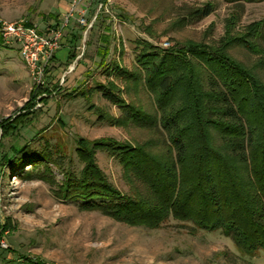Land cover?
<instances>
[{
  "label": "rangeland",
  "instance_id": "rangeland-1",
  "mask_svg": "<svg viewBox=\"0 0 264 264\" xmlns=\"http://www.w3.org/2000/svg\"><path fill=\"white\" fill-rule=\"evenodd\" d=\"M209 3L214 6L210 16L201 20L188 16ZM61 11L57 0H0V25L25 20L43 27L59 22L57 13ZM232 14L237 19L231 27L238 36L244 35L248 26L263 23L260 44L264 48V1L238 6L225 0H111L108 12L99 16L87 36L83 58L68 65L69 47L61 48L40 87L22 60L19 44L0 42V125L7 119L9 124L20 119L33 89L40 92L46 87L52 92L56 85L61 88L56 94L42 93L40 97H49L38 103L36 108L41 111L33 121L24 120L25 128L18 135L2 138L0 230L7 220L12 228L0 233L8 244V249L0 251V264H23L26 259L43 264H264V251H241L221 231L200 230L173 218L150 230L82 210L79 203L55 196L57 186L38 177L22 179L32 167L13 162V149L28 145L38 153L50 149L63 170L79 174L82 164L75 149L80 138L132 145L157 140L156 134L144 128L112 125L109 118L120 117V109L93 89L113 82L122 90L120 96L128 100L123 81L108 76L114 64L132 70L146 44L164 50L188 42L218 43ZM82 36L77 38L76 55L82 51ZM232 55L246 66L257 64L255 54L241 47L234 48ZM78 89L93 91L71 98ZM139 96L141 104L151 108L149 95ZM2 131L0 128V139ZM96 160L108 180L122 194H129L131 186L123 177L120 162L104 151L97 153ZM50 168L60 185L63 171L53 165Z\"/></svg>",
  "mask_w": 264,
  "mask_h": 264
},
{
  "label": "trees",
  "instance_id": "trees-1",
  "mask_svg": "<svg viewBox=\"0 0 264 264\" xmlns=\"http://www.w3.org/2000/svg\"><path fill=\"white\" fill-rule=\"evenodd\" d=\"M225 1L240 6L264 0ZM213 12L209 3L188 16L201 20ZM235 19L232 14L227 20L225 36L218 43L188 42L164 50L146 44L132 70L114 64L108 76L123 81L128 100L113 82L93 89L120 109V117L109 118L112 125L144 128L157 140L132 145L80 138L75 149L82 164L79 174L63 170L50 149L38 153L28 145L15 147L13 162L32 167L21 178L38 177L58 187L54 192L58 198L128 226L156 230L173 218L200 230L221 231L246 253L264 251L263 23L248 26L238 36L231 27ZM236 47L255 54L256 66L233 57ZM75 57L73 50L69 61ZM60 89L57 85L52 92L46 87L40 92L33 89L20 119L0 125V146L2 138L18 135L25 128L24 120L32 122L40 113L38 103L49 97H40L42 93L52 95ZM93 90L78 89L70 95L85 97ZM142 93L151 98V108L141 104ZM99 151L120 162L131 186L129 194H122L100 169ZM52 165L63 171L60 185L51 173ZM11 228L7 220L0 233ZM23 264L43 263L26 259Z\"/></svg>",
  "mask_w": 264,
  "mask_h": 264
},
{
  "label": "built area",
  "instance_id": "built-area-1",
  "mask_svg": "<svg viewBox=\"0 0 264 264\" xmlns=\"http://www.w3.org/2000/svg\"><path fill=\"white\" fill-rule=\"evenodd\" d=\"M111 0H69L68 11L59 22L46 32L25 20L3 22L0 36L4 44L16 42L20 46L22 60L37 87L44 84L47 71L51 68L56 53L62 48V40L67 29L74 24L82 28V51L75 58L77 64L84 56L87 36L95 26L99 16L108 12ZM6 234V232H5ZM8 249L4 238H0V251Z\"/></svg>",
  "mask_w": 264,
  "mask_h": 264
},
{
  "label": "crops",
  "instance_id": "crops-1",
  "mask_svg": "<svg viewBox=\"0 0 264 264\" xmlns=\"http://www.w3.org/2000/svg\"><path fill=\"white\" fill-rule=\"evenodd\" d=\"M57 4H58V9L62 10L61 12L57 13L58 18L60 19V17L62 16L61 14H65L68 11L69 0H57ZM56 24H57V22H55V23L51 22L50 24H47L46 26H43V27H39V25H36V26L39 28V30L46 32L47 30H49L50 28H52ZM76 32H77V35H75ZM79 34L80 35L83 34L82 28H80L74 24H71V26L66 31V34L62 40V48L63 47L64 48L69 47L70 51H69L68 57L70 55V52H72L73 50L74 51L76 50V43L79 40V39H77L79 37ZM73 35H75V36H73ZM75 39L77 40L76 42H75ZM75 53H76V51H75ZM68 60H69V58H68ZM55 61H56V56H55L54 61L52 62V66L54 65ZM74 61H75V59L71 60V62L69 61L68 65Z\"/></svg>",
  "mask_w": 264,
  "mask_h": 264
}]
</instances>
